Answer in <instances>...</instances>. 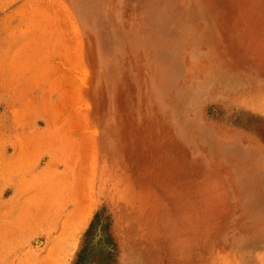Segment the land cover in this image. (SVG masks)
Here are the masks:
<instances>
[{
	"label": "rangeland",
	"instance_id": "obj_1",
	"mask_svg": "<svg viewBox=\"0 0 264 264\" xmlns=\"http://www.w3.org/2000/svg\"><path fill=\"white\" fill-rule=\"evenodd\" d=\"M0 264H264V0H0Z\"/></svg>",
	"mask_w": 264,
	"mask_h": 264
},
{
	"label": "bare ground",
	"instance_id": "obj_2",
	"mask_svg": "<svg viewBox=\"0 0 264 264\" xmlns=\"http://www.w3.org/2000/svg\"><path fill=\"white\" fill-rule=\"evenodd\" d=\"M144 194V193H143ZM157 196H158V194H157ZM144 197V196H143ZM157 198V197H156ZM140 201V200H139ZM154 204V203H153ZM155 209V208H154ZM166 209V208H165ZM165 209H164V211H165ZM169 209V208H168ZM140 210V209H139ZM163 212V211H162ZM168 212H171V211H168ZM197 215H199V214H197ZM194 219V218H193ZM163 227V226H162ZM154 228V227H153ZM157 229V228H156ZM156 231V230H155ZM182 242V241H181ZM171 244V243H170Z\"/></svg>",
	"mask_w": 264,
	"mask_h": 264
}]
</instances>
